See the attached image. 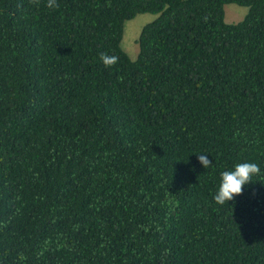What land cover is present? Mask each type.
Instances as JSON below:
<instances>
[{
  "label": "trees",
  "instance_id": "trees-1",
  "mask_svg": "<svg viewBox=\"0 0 264 264\" xmlns=\"http://www.w3.org/2000/svg\"><path fill=\"white\" fill-rule=\"evenodd\" d=\"M48 4L0 0V264H264V0Z\"/></svg>",
  "mask_w": 264,
  "mask_h": 264
},
{
  "label": "clouds",
  "instance_id": "clouds-1",
  "mask_svg": "<svg viewBox=\"0 0 264 264\" xmlns=\"http://www.w3.org/2000/svg\"><path fill=\"white\" fill-rule=\"evenodd\" d=\"M49 7H52V0H49ZM106 67L112 66L118 60L114 55L104 54L101 57ZM199 163L203 168L207 169L211 164L207 154L198 156ZM261 171L260 166L253 162H241L234 166L231 170H226L221 173L219 186L214 194V201L217 204L223 205L226 202L235 200L241 195L246 185L251 181V178Z\"/></svg>",
  "mask_w": 264,
  "mask_h": 264
},
{
  "label": "rangeland",
  "instance_id": "rangeland-1",
  "mask_svg": "<svg viewBox=\"0 0 264 264\" xmlns=\"http://www.w3.org/2000/svg\"><path fill=\"white\" fill-rule=\"evenodd\" d=\"M249 8L236 4H228L225 6V22L227 24H237L248 14ZM157 16L152 14H141L136 18L126 22L125 31L122 41L123 50L135 61L139 55V43L141 32L144 27L154 21Z\"/></svg>",
  "mask_w": 264,
  "mask_h": 264
}]
</instances>
